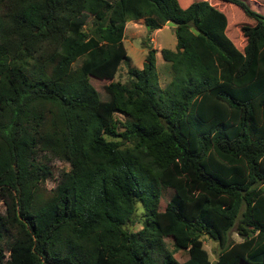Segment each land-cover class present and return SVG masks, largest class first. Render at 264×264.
Masks as SVG:
<instances>
[{
	"label": "trees",
	"instance_id": "16d2710c",
	"mask_svg": "<svg viewBox=\"0 0 264 264\" xmlns=\"http://www.w3.org/2000/svg\"><path fill=\"white\" fill-rule=\"evenodd\" d=\"M222 1L254 20L241 49L209 0H0V264H264V14ZM138 18L175 24L171 79L147 45L102 97ZM45 154L69 164L49 189Z\"/></svg>",
	"mask_w": 264,
	"mask_h": 264
},
{
	"label": "rangeland",
	"instance_id": "374dc122",
	"mask_svg": "<svg viewBox=\"0 0 264 264\" xmlns=\"http://www.w3.org/2000/svg\"><path fill=\"white\" fill-rule=\"evenodd\" d=\"M181 6H186L187 2L191 0H178ZM211 3L215 4L219 9H222L227 17L226 33L235 43L238 48H242L245 43V38L243 37L240 26L244 23H253L254 20L247 16L237 5L231 2H224L222 0H209ZM249 6L264 14V0H247ZM175 24L171 21L164 23L160 28L148 31L144 26L143 18L131 19L126 21L124 31H123V44L126 49L127 58L120 61L118 69L112 79L104 78L99 76H91L90 82L98 90V92L105 97L104 85L110 80H117L121 82L127 81L129 74L128 68H141L143 61L147 52V45H151L156 49V71L158 74L159 85L164 86L169 82L172 76V68L168 61L164 60L161 54V48H174L176 38L174 34ZM151 37V39L148 38ZM80 58L73 59L71 66H77L79 64ZM44 161L48 163L52 174L48 177L44 186L49 189L52 188L59 179V174L61 170L68 169L69 164L66 161L60 160L56 157H51L45 154ZM170 190H165L160 198L159 207L162 209L169 198ZM5 210V205L3 200L0 198V213ZM136 213H139L136 212ZM138 217L134 222L129 223L128 227L132 230H137L142 226L140 214H136ZM8 235L6 236L7 240ZM229 238L231 241L240 240L241 237L235 232V230L230 231ZM6 240H2V244L5 250V256L8 255V248ZM203 247L207 250L210 260L212 262L216 259L220 246L218 242L207 235L202 236ZM164 241L166 246L175 255L176 259L182 261L186 259V250L174 246V242L171 236H165Z\"/></svg>",
	"mask_w": 264,
	"mask_h": 264
},
{
	"label": "crops",
	"instance_id": "0c3cea01",
	"mask_svg": "<svg viewBox=\"0 0 264 264\" xmlns=\"http://www.w3.org/2000/svg\"><path fill=\"white\" fill-rule=\"evenodd\" d=\"M154 31H155V30H154ZM149 39H151V37H150Z\"/></svg>",
	"mask_w": 264,
	"mask_h": 264
}]
</instances>
